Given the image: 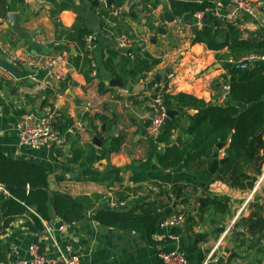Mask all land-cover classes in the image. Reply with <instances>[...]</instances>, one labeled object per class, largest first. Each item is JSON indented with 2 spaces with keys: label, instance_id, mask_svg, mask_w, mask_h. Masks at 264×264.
I'll use <instances>...</instances> for the list:
<instances>
[{
  "label": "crops",
  "instance_id": "0c3cea01",
  "mask_svg": "<svg viewBox=\"0 0 264 264\" xmlns=\"http://www.w3.org/2000/svg\"><path fill=\"white\" fill-rule=\"evenodd\" d=\"M91 1L7 0L8 12L17 14L19 27L37 43L52 50L46 54L41 51L33 54L27 41L11 28L7 17L0 16V52L5 54H0V151L50 169L47 181L51 191L73 197L96 194L114 210L121 211L137 203L154 200L160 205L156 215L161 220L179 213H183L184 220L180 226L170 229L157 225L149 236L145 223L139 218L112 226L95 220L94 213L104 209L102 200L72 223L63 222L52 211L49 222L40 218L43 228H39L25 212L14 215L5 226L2 204L9 195L0 191V247L5 256L0 264H12L20 258H28V248L32 244H36L39 251L50 259L48 264H56L67 252L79 255L81 264H162L157 256L160 251L181 252L186 257V264H264V238H254L245 226L234 227L241 217L246 218L251 212L249 204H264V184L256 189L232 186L227 176L217 175L224 164H218L214 173L208 170L211 162L200 173L195 172L193 164H170L173 153L187 138L185 126L189 116L196 112L194 109L187 110V114L181 117L169 142L157 141V137L149 135L148 128L145 135H140L138 127L149 118L148 101L160 88L170 93L191 94L213 104H231L229 94L225 93L228 86L223 77L226 74L224 55L227 50H210L202 43H192V26L195 29L202 27L205 16L199 24L197 19L195 23L194 19L184 22L185 14L194 18L193 14L185 11L180 17L175 15L171 1L182 5L209 1L214 4L216 15L234 19L233 22L247 37L260 32L264 34V27L257 18L236 10L232 0H167L173 16L171 21H164L159 2L133 0L128 5V0H124L120 13L123 10L125 13L118 26L139 39L142 50L157 62L137 80L116 76L124 83L119 87L109 85V80L115 75L106 64L108 44L100 34V26L106 18L91 5ZM145 6L148 8L144 9ZM130 13L136 18H132ZM260 13L264 14V4ZM78 15L84 18L94 35V43L89 47L96 75L89 82L69 62L64 41L56 39L57 29L71 27ZM149 20L156 26L165 27L172 40L158 33L155 34V42L150 40ZM120 35L122 33H116V39ZM129 48L132 51L127 54ZM125 50L129 68L134 67L133 58L138 49L131 45ZM70 54L74 55L76 51L71 49ZM58 55H63L64 59L49 72L46 61ZM29 68L34 71H28ZM167 69L170 72L157 80L159 72ZM50 74L53 83L45 80ZM101 84L102 88L99 87ZM46 107L60 112L58 120H70L66 133L58 131L57 121L53 123V129L65 135V145L60 149H33L21 145L15 131L17 120L26 112L41 115ZM99 115L103 119L98 118ZM114 115L117 129L112 135ZM183 118H187L186 125L181 123ZM68 135L73 137L70 141ZM94 135L101 138L99 143L93 139ZM113 137L121 139L119 149L106 152ZM222 143L219 158L226 156L229 141ZM75 148L81 149V156L72 161ZM244 172L258 178L252 167ZM175 184L186 186V203L175 199L170 192ZM120 194L126 198L119 200ZM206 196H227L229 215L209 210L200 216V200ZM168 208L174 210L167 212ZM30 211L35 213L32 209ZM233 219L235 222L230 231L223 235ZM172 228H178L180 233L173 232ZM236 228L242 231L231 237ZM231 242L233 244L230 245Z\"/></svg>",
  "mask_w": 264,
  "mask_h": 264
},
{
  "label": "trees",
  "instance_id": "16d2710c",
  "mask_svg": "<svg viewBox=\"0 0 264 264\" xmlns=\"http://www.w3.org/2000/svg\"><path fill=\"white\" fill-rule=\"evenodd\" d=\"M123 5L124 0H115L110 7H95L107 20L101 24L100 34H103L108 44L106 64L109 71L123 79L130 77L132 80H137L138 76L147 72L157 60L142 50L139 39L118 26L121 24L124 14L121 12L117 16L113 15L112 11ZM171 5L175 15L179 17L184 15L185 11L191 12L194 16V18L191 16L194 23L196 22V13H202V17L205 16L203 26L197 27L193 32L192 43H202L210 50L224 48L227 50L224 55L227 60L226 74L223 77L224 83L228 86L229 99L232 103L213 104L184 92L162 91L166 108L176 110L177 116L164 122L157 141L169 142L173 130L179 126L181 117L187 114V110L194 109L196 112L189 116V122L185 126L187 138L173 153L170 164L179 162H183L185 166L193 164L196 166L195 172H204L205 165L211 162L212 148L217 142L228 140L229 144L225 149V154L229 156V161L221 166L217 175L219 177L227 176L226 179L232 181V186L252 189L256 177L246 174L244 170L252 167L255 174L259 175L264 164V62L249 61L248 67H236L233 63L241 61L245 56L251 54H264V34L260 32L252 37L243 35L236 22L216 15L214 4L209 1L183 5L171 1ZM7 12V0H0V16L5 18ZM10 33L12 32L10 31ZM116 33L127 35L133 41L132 46L138 49V54L133 58L134 67L129 68V57L126 50L117 46ZM93 36L84 18L79 15L71 27L57 29L56 36L57 40L64 41V50L68 54L69 62L83 74L87 82L92 79L93 63L92 52L87 46V38L91 37V46L94 43ZM10 44L15 46L13 41H10ZM71 49L75 50L76 54H70ZM0 54L5 55L2 52ZM99 87L102 88L103 85L101 84ZM97 117L103 119L101 115ZM69 124V119H59L56 126L58 131L66 133ZM72 138L68 135L69 141ZM120 143V138H111L109 146L105 149L106 152L117 151ZM80 156L81 149L75 148L71 160L76 161ZM49 173L50 169L41 164L25 158H14L0 151V183L9 191V196L2 204L6 217L5 226L9 224L14 215L27 212L33 224L43 228L41 219L50 221L51 205L57 217L63 222L72 223L82 218L103 200L96 194L73 197L66 193L52 191L49 202L48 193L45 190V187H48ZM185 188V185L175 184L171 187L170 192L175 196V199L186 203L188 195ZM166 195L171 198L168 192ZM124 198L126 195L120 194L119 200ZM159 206L156 201L149 200L137 203L125 211L98 209L94 213V219L102 224L112 226L139 218L145 223L150 236L162 221L156 215ZM249 207L252 208L249 215L246 218L241 217L234 227L245 226L254 238H264V204L251 203ZM31 209L35 213L31 212ZM173 210L168 208L167 212ZM209 210L229 215V198L227 196L202 197L198 213L203 216ZM191 222L195 224V222ZM172 231L180 233L178 228H172ZM4 260L5 256L0 247V263Z\"/></svg>",
  "mask_w": 264,
  "mask_h": 264
},
{
  "label": "built area",
  "instance_id": "2783aa9c",
  "mask_svg": "<svg viewBox=\"0 0 264 264\" xmlns=\"http://www.w3.org/2000/svg\"><path fill=\"white\" fill-rule=\"evenodd\" d=\"M105 1V0H99ZM234 8L236 10H242L249 14L251 17L257 18V21L262 27H264V14L260 13V9L264 4V1H257L251 3L247 0H232ZM121 7L114 8L112 11L113 15H119ZM195 17L198 24L201 23L202 13H196ZM234 19L229 18V21L233 22ZM117 46L122 49L130 47L133 41L127 37V35H120L117 40ZM91 37L87 38V46H90ZM64 59L63 55L54 56L49 58L45 66L47 70H50L59 64V61ZM247 60L251 62L259 61L264 62V54H251L245 56L241 61ZM51 75V74H50ZM91 75H96L95 64L92 63ZM173 76V74H170ZM162 88L154 91L148 101V108L150 111L151 119L148 126V133L151 137H157L161 132L162 125L167 118V108L163 102ZM61 117L59 111L52 107H46L45 112L41 115H37L33 112H26L22 114L16 122L15 131L19 139V143L23 146H28L33 149H60L65 145L66 137L53 129V123ZM264 184V170L258 176L255 181L254 189L258 188L260 185ZM0 191L9 195L7 188L0 183ZM112 205L117 206L118 204L111 202ZM184 220L183 213L172 215L160 222V227L171 228L178 227ZM235 219H233L230 225L224 230L223 235L227 234L231 226L234 224ZM176 237L175 235H171ZM29 256L28 258H20L12 264H48L50 259L43 253L39 251L36 244H32L28 248ZM157 256L160 258L162 264H186L187 260L183 253L178 251H160ZM60 260L64 264H81L79 255L67 252V254H62Z\"/></svg>",
  "mask_w": 264,
  "mask_h": 264
},
{
  "label": "water",
  "instance_id": "95a60500",
  "mask_svg": "<svg viewBox=\"0 0 264 264\" xmlns=\"http://www.w3.org/2000/svg\"><path fill=\"white\" fill-rule=\"evenodd\" d=\"M115 0H105V1H99V0H92L91 1V5L92 6H106V7H110L113 3H114ZM133 0H128V5L131 4ZM155 3H160L162 5V9H163V19L164 21H171L173 20V16L171 15V12L170 10L168 9V5H167V0H154ZM148 8V6H145L144 9ZM122 13L124 14L125 11L123 10ZM132 18H136V15H134L133 13H130L129 14ZM6 17H7V22L9 23V25L11 26V28L16 32V34L21 37V38H24L29 47L31 48V52L33 54H35L37 51H41L42 53H48L52 50V48L50 47H45V46H42L40 45L39 43H37L35 40H33V37L25 30L21 29L19 27V24H18V20H17V14L14 13V12H8L6 14ZM58 21V20H56ZM183 21L184 22H188V21H193V18L191 17L190 14H185L183 16ZM59 22V21H58ZM59 25L61 26L60 22H59ZM147 27L150 29L151 31V36H150V40H152L153 42H155V34L158 33V34H162L164 36H166L168 39L172 40V37L170 35V33L167 32V29L165 27H162V26H156L154 24V22L152 20H149L148 23H147ZM192 30L195 31V27L192 26ZM132 49H128L127 50V54L131 53ZM234 66L236 67H248L249 66V61L247 60H243V61H236L233 63ZM28 71H34V69L32 68H29ZM168 73L170 72V69H167L165 71H160L159 74H158V77H157V80H159L161 78V76H163L165 73ZM46 81L50 82V83H53L52 82V79H51V75H47ZM109 85H113V86H123L124 83L118 78V77H112L110 80H109ZM225 93H228V90H225ZM232 103V101L230 102ZM176 114V111L173 110V109H167V118L165 119V121L167 119H171L174 117V115ZM114 127L111 131L112 135H115L116 133V129H117V119H116V116L114 115ZM150 119H151V115L149 116V118L147 119L146 122L142 123V125H139V133L140 135H145L146 132H147V128L150 124ZM181 123L183 125H186L187 124V118H183ZM93 139L96 140V143L98 142L99 143V140L101 139L100 137H97L96 135L93 136ZM223 146V143L222 142H217L215 144V146L212 148L211 150V163H210V166L208 168L209 172L210 173H214L215 169L217 168L218 164H225L229 161V156L226 155L225 157L223 158H219V149ZM45 190L47 191L48 193V197H49V202H50V199H51V194H52V191L48 188V187H45ZM101 206L104 208V210H107V211H113L115 208H113L112 206H110L108 204V202L106 200H103L101 202ZM52 207V211H53V214L55 215V211H54V208L53 206L51 205ZM242 230L241 229H234L233 232L231 233V237L236 233V232H241ZM233 244L232 242L230 243V245ZM56 264H64L62 260H59Z\"/></svg>",
  "mask_w": 264,
  "mask_h": 264
},
{
  "label": "rangeland",
  "instance_id": "374dc122",
  "mask_svg": "<svg viewBox=\"0 0 264 264\" xmlns=\"http://www.w3.org/2000/svg\"><path fill=\"white\" fill-rule=\"evenodd\" d=\"M263 170H264V164H263V166L261 167V172H263ZM260 174H261V173H260ZM260 174H259V175H260ZM259 175H258V176H259Z\"/></svg>",
  "mask_w": 264,
  "mask_h": 264
}]
</instances>
